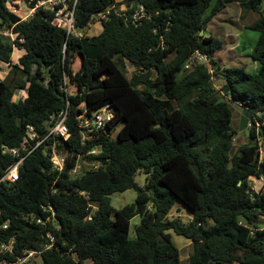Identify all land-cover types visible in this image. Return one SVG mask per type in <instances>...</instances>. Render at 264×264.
I'll use <instances>...</instances> for the list:
<instances>
[{"label": "trees", "instance_id": "1", "mask_svg": "<svg viewBox=\"0 0 264 264\" xmlns=\"http://www.w3.org/2000/svg\"><path fill=\"white\" fill-rule=\"evenodd\" d=\"M9 1L0 0V61L12 72L0 78V178L14 162L3 146H17L28 125L46 133L47 121L68 101L72 134L58 147L69 146L74 153L59 173L40 146L21 166L18 181L0 182V260L41 250V261L28 264H181L168 232L173 230L192 241L189 264H264V194L249 184L251 177L264 178L259 152L260 137L264 146V17L250 24L259 32L252 57L260 64L250 73L222 68L213 57L221 41L201 35L235 0H69L81 37L53 25L49 10L23 20ZM236 1L254 11L264 3ZM115 4L130 10L143 5L152 18L127 24L112 11L100 21L99 33L86 34L95 17ZM6 29L13 37L4 34ZM15 47L25 52L12 63ZM196 50L209 63L185 68ZM65 77L74 88L69 95L61 89ZM16 90H24V98L14 100ZM82 103L88 113L107 104L116 111L85 145L76 124ZM233 103L253 113L248 141L234 154ZM95 146L100 153L88 158L99 167L74 177L78 154ZM140 169L147 172L144 186L135 180ZM131 188L137 190L136 201L115 211L111 195ZM178 201L192 213L188 222L171 214ZM91 204L98 209L89 218ZM136 215L142 218L132 239ZM48 232L56 241L46 249ZM12 240L13 252L4 253L1 244Z\"/></svg>", "mask_w": 264, "mask_h": 264}, {"label": "built area", "instance_id": "2", "mask_svg": "<svg viewBox=\"0 0 264 264\" xmlns=\"http://www.w3.org/2000/svg\"><path fill=\"white\" fill-rule=\"evenodd\" d=\"M23 2H26L29 7V11L27 12L22 8ZM77 0L75 1L76 4ZM9 7L11 10L19 14L17 11L27 12L24 16H21L23 20H28L32 17L37 10L44 9L49 10L53 13L51 23L57 27H61L67 30L69 34H73L76 37L83 36V32L79 31L76 28V20H75V9L70 6L69 0H10ZM131 7H127L126 5H113L112 7L106 9L105 11L98 14L95 18V21H102L108 19L109 14L114 11L117 15L124 18L127 24H137L142 20H150L152 15L148 13L143 5H139L134 8V10H130ZM92 25V24H91ZM4 34L12 33L10 30H4ZM198 63H209V59L207 55L201 53L199 50L193 52L187 61L185 68L190 69L194 65ZM61 89L66 92L67 95L72 94L71 85L68 83V77H65L63 80V84ZM25 91L24 90H16L14 94V100H18L24 98ZM82 109L81 112L78 113L76 117V124L80 128L82 137L81 143L85 145L88 139H94L96 137V131H99L105 128L115 117V109L107 104L97 110L88 113V109L85 104L82 103L79 105ZM69 101L67 103V108L54 116H52L47 121V132L42 133L39 129L35 128L32 125H28L26 129L25 136L23 140L17 146H3V154H8L14 158V162L5 170L3 176L0 178V182H3L7 185H12L14 182L19 180L20 176V168L24 164L27 157L33 153L40 146L45 147V150L50 152V159L52 161V169L61 173L64 172L69 157L74 153L69 146L64 148H59L58 144L61 139L68 140L71 137V128L69 125ZM260 161L264 160V146L263 142H260ZM100 148L95 146L91 148L86 153L78 154V161L76 167L71 171L74 177H77L81 174L83 170L98 168L99 163L96 161H92L88 158L90 154H99ZM84 160V167L81 169L80 167V159ZM81 169V170H79ZM80 171V173H79ZM252 178V177H251ZM250 178V180H251ZM259 178V177H257ZM263 178V177H260ZM264 179V178H263ZM249 180V184L252 188L251 181ZM56 179L54 180L53 188L54 191H57L58 186L55 185ZM253 189V188H252ZM91 208L90 217L92 213L95 212L98 207L96 205H89ZM50 218H48L49 220ZM37 221L40 223H45L41 218H37ZM7 227V224L4 225V228ZM48 242L46 243V249L52 248L55 244L56 238L51 233H47ZM13 240L9 243L3 242L1 244L2 251L4 253L13 252ZM41 253V250H29L23 256H17L14 261H9L7 259L0 260V264H28L35 260L38 255Z\"/></svg>", "mask_w": 264, "mask_h": 264}, {"label": "rangeland", "instance_id": "3", "mask_svg": "<svg viewBox=\"0 0 264 264\" xmlns=\"http://www.w3.org/2000/svg\"><path fill=\"white\" fill-rule=\"evenodd\" d=\"M125 0H117L120 4ZM22 8L29 11V7L26 2H23ZM19 15L24 16L27 12L17 11ZM264 17V3L258 11L245 10L239 1H232L226 5L224 9L219 11L213 19L208 23L207 28L204 30L205 35H213L221 41V46L213 53L214 59L219 62L222 68H244L247 72L256 73L259 70L260 64L252 57L253 49L258 41L259 32L250 28V24L254 21ZM102 25L99 23L92 28L91 33L101 31ZM203 33V34H204ZM13 37V36H12ZM24 49L15 47L12 52V63L19 61V56ZM80 60H77L73 66L74 70H78L80 67ZM127 75L131 76L134 67L129 63L127 66ZM12 76L11 65L0 61V78L8 79ZM215 85L220 88L222 82L217 80L216 75L213 77ZM71 91L74 88L71 87ZM234 119L233 126L237 130L234 139V154L239 146L248 141V135L244 136L240 131V119L244 107L240 104L233 103ZM253 123L249 121L248 130L252 127ZM123 126V121H120L115 130L116 135L118 130ZM255 126V125H254ZM256 130L259 133L260 124H256ZM263 142L262 138L260 137ZM83 158L80 159V167L83 169ZM79 169V170H81ZM80 173V171H79ZM136 182L144 186L147 183V172L145 169H140L135 175ZM251 185L253 190L264 194V179L252 177ZM137 198V190L134 188L127 189L125 191L115 192L111 195V204L114 210L123 208L128 204H133ZM172 216L180 217L183 222H188L192 218V213L182 202L178 201L171 211ZM141 215H136L131 220L129 236L132 239L137 237V226L141 223ZM171 233L173 242L180 249L181 264H189V258L193 251L192 241L182 235L175 233L173 230H169ZM37 261H41L40 257H37Z\"/></svg>", "mask_w": 264, "mask_h": 264}, {"label": "water", "instance_id": "4", "mask_svg": "<svg viewBox=\"0 0 264 264\" xmlns=\"http://www.w3.org/2000/svg\"><path fill=\"white\" fill-rule=\"evenodd\" d=\"M204 33V30L201 31V35ZM244 107V106H243ZM253 118V113L251 111V109H249L248 107H244L243 111H242V115H241V119H240V131L242 132V134L244 136L248 135V125H249V121ZM193 167L195 169V171L200 174V169L197 166V164H193Z\"/></svg>", "mask_w": 264, "mask_h": 264}, {"label": "crops", "instance_id": "5", "mask_svg": "<svg viewBox=\"0 0 264 264\" xmlns=\"http://www.w3.org/2000/svg\"><path fill=\"white\" fill-rule=\"evenodd\" d=\"M116 1H117V0H116ZM99 23L101 24L100 21H95L92 25H90V26L85 30V33H86V34H89V35L99 33V32H97V31L91 33L92 28L95 27V26H96L97 24H99ZM101 25H102V24H101ZM101 30H102V27H101ZM24 52H25V50L22 52V54H20L19 58L24 54Z\"/></svg>", "mask_w": 264, "mask_h": 264}]
</instances>
